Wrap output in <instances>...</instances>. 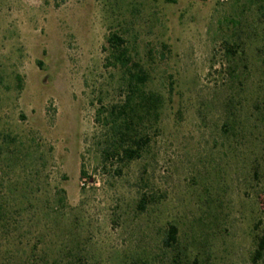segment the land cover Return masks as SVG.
Instances as JSON below:
<instances>
[{
  "label": "rangeland",
  "instance_id": "374dc122",
  "mask_svg": "<svg viewBox=\"0 0 264 264\" xmlns=\"http://www.w3.org/2000/svg\"><path fill=\"white\" fill-rule=\"evenodd\" d=\"M111 33L163 97L131 161ZM263 234L264 0H0V264H264Z\"/></svg>",
  "mask_w": 264,
  "mask_h": 264
},
{
  "label": "trees",
  "instance_id": "16d2710c",
  "mask_svg": "<svg viewBox=\"0 0 264 264\" xmlns=\"http://www.w3.org/2000/svg\"><path fill=\"white\" fill-rule=\"evenodd\" d=\"M107 43L110 46L112 57L128 74L124 100L120 106L113 108V115H116V118H121V124L117 126L116 131V134H118L116 141H119L116 146L114 145V149L117 151H114L120 154L122 161H131L139 157L142 148L146 145L148 137L143 131L145 122L149 123L151 120L156 121L159 118L163 97L157 93L143 90L148 76L142 70H131L132 65L127 51L123 47L124 40L122 37L117 33H111L107 38ZM121 129L124 131H121ZM81 174L85 175L86 173L82 170ZM21 204H18L20 207L17 206L18 210L15 212L18 218L16 226L20 222ZM176 242L177 229L171 225L167 231L164 244L167 247H173ZM256 247L255 255L259 258L264 254V234L257 238ZM171 264L181 263L174 261Z\"/></svg>",
  "mask_w": 264,
  "mask_h": 264
}]
</instances>
